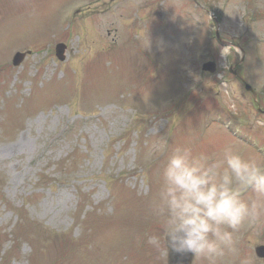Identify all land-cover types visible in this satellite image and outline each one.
Listing matches in <instances>:
<instances>
[{
    "label": "rangeland",
    "instance_id": "rangeland-1",
    "mask_svg": "<svg viewBox=\"0 0 264 264\" xmlns=\"http://www.w3.org/2000/svg\"><path fill=\"white\" fill-rule=\"evenodd\" d=\"M245 83L264 101V0H0V264H165L146 237L171 150L262 160ZM261 243L264 218L220 264Z\"/></svg>",
    "mask_w": 264,
    "mask_h": 264
},
{
    "label": "clouds",
    "instance_id": "clouds-1",
    "mask_svg": "<svg viewBox=\"0 0 264 264\" xmlns=\"http://www.w3.org/2000/svg\"><path fill=\"white\" fill-rule=\"evenodd\" d=\"M237 51L226 46L220 54L230 58ZM73 70H79L76 62ZM149 212L158 231L147 235L148 245L220 264L237 254L240 231L264 218V161L228 146L217 163L209 164L205 154L178 145L167 155Z\"/></svg>",
    "mask_w": 264,
    "mask_h": 264
},
{
    "label": "water",
    "instance_id": "water-1",
    "mask_svg": "<svg viewBox=\"0 0 264 264\" xmlns=\"http://www.w3.org/2000/svg\"><path fill=\"white\" fill-rule=\"evenodd\" d=\"M64 45L59 44L56 47V55L59 59H63ZM22 58V55L17 54L14 58V63L17 64ZM204 69L213 70L212 67L204 66ZM257 253L261 256L264 255V248L260 247L257 249ZM192 256H181L175 253L168 252L167 264H190Z\"/></svg>",
    "mask_w": 264,
    "mask_h": 264
}]
</instances>
